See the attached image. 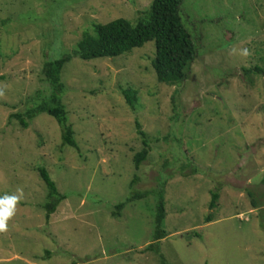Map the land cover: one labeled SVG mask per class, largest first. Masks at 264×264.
Here are the masks:
<instances>
[{"label":"rangeland","instance_id":"obj_1","mask_svg":"<svg viewBox=\"0 0 264 264\" xmlns=\"http://www.w3.org/2000/svg\"><path fill=\"white\" fill-rule=\"evenodd\" d=\"M151 2L0 0V196H19L0 231V264H264V76L244 72L264 66V0H184L197 59L180 86L158 82L154 42L116 58L73 57L62 80L77 149L48 114L26 129L11 119L47 93L46 61L73 54L95 24L136 22ZM137 122L151 148L139 170ZM40 167L67 196L48 222ZM164 176L167 236L157 242Z\"/></svg>","mask_w":264,"mask_h":264},{"label":"trees","instance_id":"obj_2","mask_svg":"<svg viewBox=\"0 0 264 264\" xmlns=\"http://www.w3.org/2000/svg\"><path fill=\"white\" fill-rule=\"evenodd\" d=\"M183 2L184 0H152L149 9L136 22L119 18L106 24H95L94 32H84L82 39L77 42L73 54L68 53L61 58L50 59L44 63L42 72L44 81L48 83L47 93H43L42 90L38 91L36 98H34L36 104L24 113L12 114L11 119L19 120L21 126L26 129L29 127L30 121L41 114H48L59 123L63 144L77 149L78 144L75 139V132L73 127L68 123V111L63 101L66 86L62 80V72L65 65L75 56L84 61L98 58H116L130 54L135 48H141L148 42H154L156 48L152 64L158 82L168 86H180L190 72L192 64L197 59V50L193 42V36L185 27L181 16ZM260 58L262 57L260 56ZM244 72H253L264 76V66L244 69ZM121 90L128 104L135 109L138 101V91L130 87L122 88ZM137 130L143 140V149L133 159L136 170H139L142 162L147 159L151 148L148 135L141 130L139 122H137ZM177 138L175 140L179 141L180 144V139L179 137ZM174 162H177L176 158ZM187 168L186 163H182L179 172L181 176H188L184 172ZM37 170L48 190L46 202L43 206L48 222L57 211L60 203L67 199V196L59 191L46 167H40ZM166 178L164 176L165 183L163 182L160 188L154 190L158 196L154 235L157 242L167 236L164 227L167 216L165 186L169 177ZM148 194L150 192L142 194L134 193L128 199V202L143 198ZM248 194L253 207L258 208L260 205L255 200L253 193L248 192ZM218 198L219 192H212L211 201L208 206L210 213L205 217L206 223L212 221L213 215L211 211L217 208ZM124 207V203L118 205V212L115 215L119 216L120 211ZM194 235L196 237L200 236L198 232H194ZM153 250H156V247L150 245L142 253ZM155 253L158 254L159 252L156 251ZM162 263L166 264L164 260Z\"/></svg>","mask_w":264,"mask_h":264},{"label":"clouds","instance_id":"obj_3","mask_svg":"<svg viewBox=\"0 0 264 264\" xmlns=\"http://www.w3.org/2000/svg\"><path fill=\"white\" fill-rule=\"evenodd\" d=\"M19 192V190H18ZM19 200L17 195L0 196V231L6 230L7 220L13 216L15 206Z\"/></svg>","mask_w":264,"mask_h":264}]
</instances>
